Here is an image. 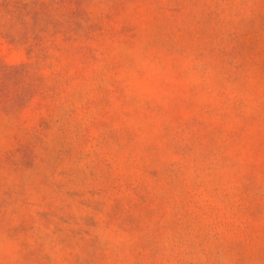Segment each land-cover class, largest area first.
<instances>
[{
  "label": "rangeland",
  "instance_id": "rangeland-1",
  "mask_svg": "<svg viewBox=\"0 0 264 264\" xmlns=\"http://www.w3.org/2000/svg\"><path fill=\"white\" fill-rule=\"evenodd\" d=\"M0 264H264V0H0Z\"/></svg>",
  "mask_w": 264,
  "mask_h": 264
}]
</instances>
